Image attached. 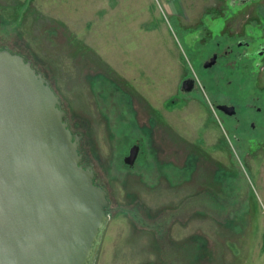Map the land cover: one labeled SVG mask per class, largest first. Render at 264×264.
I'll list each match as a JSON object with an SVG mask.
<instances>
[{"label": "rangeland", "instance_id": "374dc122", "mask_svg": "<svg viewBox=\"0 0 264 264\" xmlns=\"http://www.w3.org/2000/svg\"><path fill=\"white\" fill-rule=\"evenodd\" d=\"M230 1L0 0V49L47 79L107 191L95 264H264V145L203 127L197 104L178 94L197 70L192 29L208 12L221 33ZM136 140L143 154L130 168L122 160Z\"/></svg>", "mask_w": 264, "mask_h": 264}, {"label": "water", "instance_id": "95a60500", "mask_svg": "<svg viewBox=\"0 0 264 264\" xmlns=\"http://www.w3.org/2000/svg\"><path fill=\"white\" fill-rule=\"evenodd\" d=\"M79 141L47 79L0 49V264H95L109 203Z\"/></svg>", "mask_w": 264, "mask_h": 264}, {"label": "flooded vegetation", "instance_id": "af4514ba", "mask_svg": "<svg viewBox=\"0 0 264 264\" xmlns=\"http://www.w3.org/2000/svg\"><path fill=\"white\" fill-rule=\"evenodd\" d=\"M205 13L203 16L206 17L208 12ZM203 16L200 23L192 29L196 31V34L191 33L194 43L188 44L191 63L194 62L197 70L187 72L182 78L178 88L179 97H190L197 104V114L204 115L203 127L207 126L213 130L225 127L236 144L247 140L264 145V89H254V76L251 75L253 66L261 69L259 61L264 58V39L258 48H253L252 39H249L245 31L232 29L230 19L227 18L224 29L213 42L210 40L211 27L208 22L206 24ZM212 16L216 19L215 14ZM246 22L245 20L244 26L248 25ZM199 38L200 43L197 41ZM183 82L185 92L181 90ZM249 88L253 96L247 97ZM213 133L215 134L214 131ZM196 134L197 140L200 141L202 134ZM215 138V145L219 147L221 139L219 136ZM140 142L142 140H136L128 149L122 160L123 165H126L125 160L133 148H138L134 164L139 155L143 154ZM192 157L189 155L186 161L188 168H194L200 162L199 157ZM134 164L130 168H133ZM95 183L103 188L96 180Z\"/></svg>", "mask_w": 264, "mask_h": 264}, {"label": "crops", "instance_id": "0c3cea01", "mask_svg": "<svg viewBox=\"0 0 264 264\" xmlns=\"http://www.w3.org/2000/svg\"><path fill=\"white\" fill-rule=\"evenodd\" d=\"M230 6L235 9V11L230 14L232 29H235V31H245L248 36H253L254 29H257L258 34L255 38H257V43L261 42L264 39V29H260L264 26V0H232L230 1ZM245 20L248 22L247 26H244ZM209 25L211 27L209 31L210 40L214 42L219 32L216 33L215 26L212 23H209ZM194 35L192 37H194ZM255 38L250 39L253 41Z\"/></svg>", "mask_w": 264, "mask_h": 264}]
</instances>
